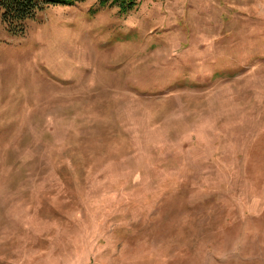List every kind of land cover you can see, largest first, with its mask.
<instances>
[{
    "label": "rangeland",
    "instance_id": "rangeland-1",
    "mask_svg": "<svg viewBox=\"0 0 264 264\" xmlns=\"http://www.w3.org/2000/svg\"><path fill=\"white\" fill-rule=\"evenodd\" d=\"M0 8V264H264V0Z\"/></svg>",
    "mask_w": 264,
    "mask_h": 264
},
{
    "label": "trees",
    "instance_id": "trees-1",
    "mask_svg": "<svg viewBox=\"0 0 264 264\" xmlns=\"http://www.w3.org/2000/svg\"><path fill=\"white\" fill-rule=\"evenodd\" d=\"M84 0H0L2 20L6 31L13 35H21L25 32L26 22L50 5H75ZM119 6L128 11L135 5V0H99L98 6Z\"/></svg>",
    "mask_w": 264,
    "mask_h": 264
}]
</instances>
